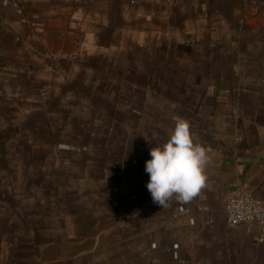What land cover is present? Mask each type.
<instances>
[{"label": "crops", "instance_id": "obj_1", "mask_svg": "<svg viewBox=\"0 0 264 264\" xmlns=\"http://www.w3.org/2000/svg\"><path fill=\"white\" fill-rule=\"evenodd\" d=\"M177 119L209 163L189 202L147 190ZM264 0L0 4V264H264Z\"/></svg>", "mask_w": 264, "mask_h": 264}, {"label": "clouds", "instance_id": "obj_2", "mask_svg": "<svg viewBox=\"0 0 264 264\" xmlns=\"http://www.w3.org/2000/svg\"><path fill=\"white\" fill-rule=\"evenodd\" d=\"M150 157L145 164L149 176L146 187L160 207L173 197L187 203L205 185L210 158L206 149L194 142L188 121L177 119L167 142L152 147Z\"/></svg>", "mask_w": 264, "mask_h": 264}, {"label": "built area", "instance_id": "obj_3", "mask_svg": "<svg viewBox=\"0 0 264 264\" xmlns=\"http://www.w3.org/2000/svg\"><path fill=\"white\" fill-rule=\"evenodd\" d=\"M19 0H0L3 6H11ZM226 220L229 226L244 224L256 225L258 243H264V202L262 199L244 191L227 199L225 205Z\"/></svg>", "mask_w": 264, "mask_h": 264}]
</instances>
